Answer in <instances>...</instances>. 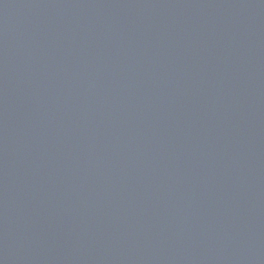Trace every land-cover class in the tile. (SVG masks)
<instances>
[{
  "label": "water",
  "instance_id": "water-1",
  "mask_svg": "<svg viewBox=\"0 0 264 264\" xmlns=\"http://www.w3.org/2000/svg\"><path fill=\"white\" fill-rule=\"evenodd\" d=\"M0 264H264V0H0Z\"/></svg>",
  "mask_w": 264,
  "mask_h": 264
}]
</instances>
